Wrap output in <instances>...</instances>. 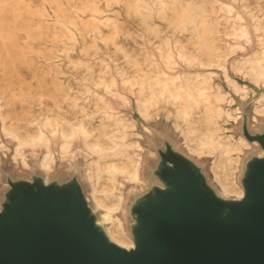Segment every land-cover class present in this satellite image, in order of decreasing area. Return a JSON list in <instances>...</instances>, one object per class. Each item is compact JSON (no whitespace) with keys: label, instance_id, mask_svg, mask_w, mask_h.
<instances>
[{"label":"rangeland","instance_id":"1","mask_svg":"<svg viewBox=\"0 0 264 264\" xmlns=\"http://www.w3.org/2000/svg\"><path fill=\"white\" fill-rule=\"evenodd\" d=\"M127 1L0 0V112L5 116L0 114V142L6 145L5 148L0 147V193L6 176L28 177L36 172L32 161L41 154L39 147L35 150L26 147L24 154L30 169L23 171L11 158L15 142L3 133L2 128L22 139L17 133L9 131L5 123L17 128L26 139L32 136L24 132L25 128L34 126L37 133L61 129L68 134L81 129L90 143L93 136L90 125H97L102 117L110 124L102 138L110 147L96 142L92 145L112 151L113 155L107 160L118 163L121 159L116 158L123 156L115 151L114 143L120 137L124 123L109 114L110 103L117 114L134 121L135 127L128 132L127 139L136 140L143 148L142 190L127 185L124 188L125 207L134 194L148 189L150 169L156 161L155 148L162 146L163 139L177 145L185 129L182 121H177L179 127L174 128V105L164 99H159L151 107L148 119L140 118L136 111V91L143 105L163 92L177 96L182 100L183 115L190 122L192 138L202 137L209 148H214L217 144L213 141L216 129L212 116L216 109L209 99L210 87L197 71H216L217 74L212 76V85L219 84L222 90L228 91L219 70L202 66L213 64L221 67L231 55L225 64L229 75L248 88L244 99L232 94L233 107L239 108L241 117L236 125L231 126V132L233 136L242 135L243 121L249 130H261L264 118H258L257 122H252L251 118L256 97L264 93V85L261 84L264 83V0H180L212 4V10L207 9L205 16L208 22L217 21V45L222 49L228 48L227 54L216 56L214 62L205 60L189 41L192 35L190 25L176 29L170 24L172 11L169 6L161 13L152 6L147 23L157 25L158 33H153L146 29L138 12L127 8ZM91 5L101 12L93 15ZM93 16L97 19L96 24H92ZM107 17L116 26L112 42L102 40L113 28L103 21ZM132 59L137 65H133ZM235 60L253 80L260 83L259 86L234 69ZM55 82H60L61 86ZM116 91L126 96L129 104L111 96ZM72 96L77 97L78 105L85 106L88 113L86 120L90 125L85 124V117L76 112L71 104ZM213 96L214 100L221 97L218 94ZM94 98L99 103L97 110ZM77 114L78 120L72 122V116ZM200 116L204 118L203 136L198 131L199 123L193 122ZM207 125L213 126V130L205 128ZM143 126L148 130L145 131ZM53 140V176L65 179L74 172L80 176L85 162L91 160L83 148L82 139L72 142L73 154L64 158L57 151L59 136ZM193 145L197 150L200 147L196 142ZM179 149L184 152V149ZM151 151L153 156L149 154ZM225 151L231 161L228 156L230 150ZM257 151L255 146L246 150L241 157V167ZM209 161L204 159L200 162L207 176H210ZM82 179L83 189L87 192V185Z\"/></svg>","mask_w":264,"mask_h":264},{"label":"water","instance_id":"2","mask_svg":"<svg viewBox=\"0 0 264 264\" xmlns=\"http://www.w3.org/2000/svg\"><path fill=\"white\" fill-rule=\"evenodd\" d=\"M241 134L262 156L243 163L240 198L220 196L200 162L162 140L148 189L125 206L131 248L97 222L81 175L53 169L46 181L35 165L28 177L6 176L0 264H264V124L251 131L243 121Z\"/></svg>","mask_w":264,"mask_h":264},{"label":"bare ground","instance_id":"3","mask_svg":"<svg viewBox=\"0 0 264 264\" xmlns=\"http://www.w3.org/2000/svg\"><path fill=\"white\" fill-rule=\"evenodd\" d=\"M152 6L156 8L158 13H161L169 6L172 11L169 22L170 24H173L176 29L186 28L188 25L191 26L192 35L190 36L189 41L194 44L193 47L195 50L205 57V60L214 62L216 56H224L227 54L228 48L224 47L222 49L216 43L217 40L215 34L217 32V21L208 22L205 16L207 9L212 10V4L210 2H191L180 0H128L127 8L138 12L146 29H149L153 33H158L157 25L147 23ZM91 12L93 15H97L101 11L95 5H91ZM95 20L97 19L93 16L92 24H96ZM103 21H105L106 24L113 26V28L110 34L105 36L102 40L103 42H112L116 32L115 23L109 17L105 18ZM114 45L116 47L118 46L116 43H114ZM131 61L133 62V65H137L135 59H132ZM226 61L221 67H217L213 64L202 67L210 69L214 67L216 70H219L223 81L229 88L228 91L222 90L219 84L214 86L212 85V76L217 74L216 71H197L199 74L204 76L205 82L210 87L209 99L210 101H213L216 109L212 116V122L216 129L213 136V141L217 144L216 147L209 148L208 144L202 140V137L192 138L190 122L183 115L181 107L182 100L173 94L168 95L163 92L154 96L145 105H143L139 99V93L136 91V111L140 118L146 120L150 116L151 107L156 105L159 99H164L166 102L171 101L174 105V118L176 120V123H173L174 128L177 129L179 127L177 121H182L185 124V129L181 133L182 137L181 140L178 141L179 143H177V146L184 149L185 154L193 158L195 161L202 162L204 159L210 160V182L220 196L225 198H240L243 195V190L238 182L237 176L241 173V157L246 150H249L252 146L257 147L258 144L255 141H247L242 135L233 136L231 132V126L236 125L241 117L239 108L236 106L233 107L234 104L232 94L237 95L240 99H244L248 94V88L245 84H239L229 75L225 65ZM233 67L237 72L242 73L244 77H248L256 86L260 85V83L253 80L252 77L245 72V70L240 68L237 60L233 62ZM55 83L58 84V86H61L60 82ZM261 84L262 86L264 85V83ZM66 92H68L67 89ZM215 94H218L221 97L214 100L213 95ZM111 96L116 97L125 104H129L126 96L118 91H116V94ZM93 100L94 107L97 110L99 108V103L96 98ZM70 102L77 109L76 112L85 117V124H89L86 120L88 113L86 112L85 106L78 105L76 96H72ZM252 111V122H257L258 118H264V93H260L256 97ZM0 114L5 118L2 112H0ZM79 114L72 116V122H76L78 120ZM109 114L124 123V127L120 129V137L114 143L115 151L123 156L116 158L121 159L118 163L112 162L111 159L107 160L108 157L113 155L112 151L106 150L103 147L92 145L96 142L104 147H110L109 143L102 139L110 124L105 122L102 117L99 118V123L97 125L91 126L89 124L90 131L93 134L90 143L87 141V135L81 129L68 134L63 132L61 129V132L58 130H48V133L44 131H39V133H37V127L34 126L32 128H25L24 132L32 136L26 139L24 134L19 132L17 128L5 123V127L9 131L17 133L23 141L19 140L15 134H11L3 128L2 131L6 136H9L14 140L15 143L12 148L11 158L14 163L18 164L23 170L30 169V163L26 159L24 149L26 147L31 150H35L37 147L41 148V154L38 157H35L32 162L44 174L46 181L49 179L54 167V155L51 148L52 143H54L53 139L59 136L60 141L57 144V151L59 156L64 158L72 156V142L77 138H81L86 154L91 156V160H87L85 162L81 172V177L84 179L88 188V193L86 194L87 200L90 203L92 210L97 215V222L103 227L108 238L120 246L131 248L133 246V242L129 231L125 227L126 210L124 204L126 197L124 188L128 185L131 188L138 187L140 191L142 190L141 185L143 183V179L141 175V152L143 151V148L136 140L127 139L128 132L132 131L135 127L134 121L121 117V115L117 114V111H115L110 103ZM56 116L60 117L59 115ZM193 122L199 123L198 131L201 136H203V116H200V119L197 120L193 119ZM143 127L145 131L148 130L146 126ZM205 128L213 130V126L211 125H207ZM64 130L68 132L66 127ZM195 142L200 146L198 150L193 145ZM0 147L5 148L6 145L0 142ZM137 149H139V152L136 151ZM226 149L227 151L230 150L228 156L231 161H229L226 156ZM149 154L151 156L154 155L152 151L149 152ZM257 156H262L261 149H258ZM17 160L19 161L18 163H16Z\"/></svg>","mask_w":264,"mask_h":264}]
</instances>
